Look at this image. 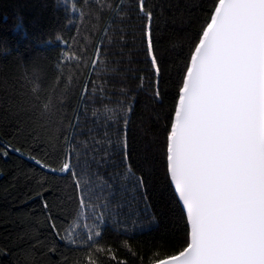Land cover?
Instances as JSON below:
<instances>
[{"label": "trees", "instance_id": "16d2710c", "mask_svg": "<svg viewBox=\"0 0 264 264\" xmlns=\"http://www.w3.org/2000/svg\"><path fill=\"white\" fill-rule=\"evenodd\" d=\"M214 2L146 0L161 67L157 98L138 0H0V140L25 151L0 157V264L83 261L87 246L65 243L48 223L50 215L60 235H66L64 228L78 206L71 178L46 173L26 158L29 152L51 153L49 145L63 140L60 128L78 112L84 123L80 139L88 138V128L97 139L105 132L126 134L129 163L146 185L134 199L116 196L97 241L126 264H151L186 246V217L166 177L167 131L185 64ZM98 47L100 62L93 66ZM92 82L97 98L85 105L81 93L88 84L91 95ZM50 100L62 115L44 107ZM47 162L58 166L54 159ZM40 185L48 189L43 192L48 213L36 195ZM79 223L82 240L87 238L85 223L99 224Z\"/></svg>", "mask_w": 264, "mask_h": 264}, {"label": "snow or ice", "instance_id": "6c2138e0", "mask_svg": "<svg viewBox=\"0 0 264 264\" xmlns=\"http://www.w3.org/2000/svg\"><path fill=\"white\" fill-rule=\"evenodd\" d=\"M138 8L145 19L146 55L159 98L161 67L154 17L146 0H138ZM99 62L98 47L92 64ZM96 92L95 82L91 95L85 84L81 102L94 101ZM99 98L103 99V88ZM44 107L62 115L51 100ZM60 131L63 140L57 138L56 144L49 145L51 153L45 150L43 156L31 152L26 156L46 173L69 176L74 185L78 206L64 228L66 235H60L50 215L49 226L65 243L87 246L78 264H104L103 257L126 264L96 239L102 236L100 225L116 207V196L134 199L133 194H142L146 186L129 163L126 134L105 132L104 138L97 139L94 129L88 128V138L80 139L84 123L79 112ZM10 152L25 155L22 148L0 140V157ZM48 159L56 160L58 166ZM165 159L166 177L186 217V246L151 264H264V0H215L185 64L167 131ZM47 190L40 185L36 193L45 213L50 208L43 199ZM83 220L99 222L95 227L83 225L86 240L77 231ZM124 246L128 247L127 241Z\"/></svg>", "mask_w": 264, "mask_h": 264}]
</instances>
